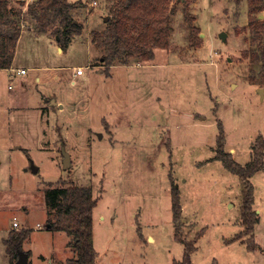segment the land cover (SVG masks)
<instances>
[{
	"label": "rangeland",
	"instance_id": "374dc122",
	"mask_svg": "<svg viewBox=\"0 0 264 264\" xmlns=\"http://www.w3.org/2000/svg\"><path fill=\"white\" fill-rule=\"evenodd\" d=\"M69 1H81L72 16L84 29L66 50L54 34L58 25L38 36L29 3H9L23 34L14 69L0 70V264H11L4 240L16 218L18 229L32 230L23 243L30 264L75 256L70 238L47 228L46 192L69 186L91 188L98 200L96 264L182 261L171 176L181 190V236H199L192 264H264V169L251 180L260 224L258 248L250 251L248 236L234 240L244 230L243 185L214 160L219 123L226 152L243 165L264 136V84L252 80L242 55L249 47V0H171L170 48L156 50L148 63L115 66L110 77L103 52L92 46L93 33L106 27L110 0ZM186 8L203 39L199 48ZM53 100L65 108L51 107ZM40 103L48 107L43 114ZM63 148L72 161L65 170Z\"/></svg>",
	"mask_w": 264,
	"mask_h": 264
},
{
	"label": "trees",
	"instance_id": "16d2710c",
	"mask_svg": "<svg viewBox=\"0 0 264 264\" xmlns=\"http://www.w3.org/2000/svg\"><path fill=\"white\" fill-rule=\"evenodd\" d=\"M240 2V0H238ZM10 0H0V70L10 69L15 60V53L22 35L19 13L9 6ZM22 2V6H23ZM81 3L69 0H35L27 6V15L34 20L35 33L44 36L54 25L58 44L63 50L69 48L73 37L81 34L84 26L72 16V11ZM249 47L243 50V58L247 59L253 74L252 80L264 84V0H249ZM109 15L103 18L106 27L93 33L92 46L103 52L100 61L104 72L109 76L110 69L116 65L128 66L132 60L148 63L156 58L155 51L170 48L172 31L171 0H110ZM185 17L190 21L192 44L199 48L203 39L199 36V28L194 26L189 9H185ZM264 17V16H263ZM256 66L261 70L256 74ZM220 132L217 139L216 157L223 166L237 176L243 185V201L241 223L244 230L234 240L248 238L247 247L255 251L258 244L255 231L260 218L255 209V188L252 178L264 169V136L259 135L251 147L252 160L242 165L226 152L224 129L219 123ZM171 199L173 221L176 224L175 238L185 246L183 260L173 264H192V255L197 250V239L185 241L181 236L180 220L183 215L181 190L171 176ZM46 211L49 219L47 228L63 232L70 238L69 244L75 256L61 264H96L98 253L94 244V211L98 200L88 187L69 186L51 188L46 192ZM32 230L14 229L4 240L6 252L11 264H18L19 251H24L23 243L29 239ZM201 237V236H200ZM28 259L31 255L26 252ZM30 264V263H29Z\"/></svg>",
	"mask_w": 264,
	"mask_h": 264
},
{
	"label": "crops",
	"instance_id": "0c3cea01",
	"mask_svg": "<svg viewBox=\"0 0 264 264\" xmlns=\"http://www.w3.org/2000/svg\"><path fill=\"white\" fill-rule=\"evenodd\" d=\"M22 34H23V32H22ZM21 38H22V35H21L20 39H21ZM20 39H19V40H20ZM20 42H21V40H20L19 43H18L17 50H18V47H19V45H20ZM73 44H74V42H73L69 47H72ZM68 49H69V48H68ZM17 50H16V51H17ZM60 50H61V48H59V52H60ZM16 55H17V52L15 53V59L17 58ZM13 64H15V60H14ZM13 66H14V65H12V67H11L10 69H6V70L3 69V70H1V72H8V71H11V69H12V70L14 69ZM116 66H125V65H116ZM128 66H129V65H128ZM114 67H115V66H114ZM114 67H112V68L110 69V71H109V72H110L109 77L112 75V70H113ZM79 68H80V67H79ZM79 68H78V69H79ZM22 70H24V69H22ZM99 72H101V74H103L102 71L99 70ZM109 77H108V78H109ZM10 89H11V85L8 86V90H10ZM41 103H42V102H41ZM41 103H40V105L38 106V108L40 109L41 113L43 114V111H46L48 107L45 106V105H42V106H41ZM49 103H50V106L52 107L50 101H49ZM58 105H59V108H60V109L65 108V107H64V104H62V103H57L56 106L58 107ZM49 109H51V108H49ZM49 112H50V111H49ZM49 112H48V113H49ZM232 151H234V150H232ZM234 157H235V156H234ZM0 165H2V162H0ZM242 165H243V164H242ZM258 212H259V211H258ZM259 224H260V223H259ZM259 224H258V225H259ZM258 225H257V226H258ZM38 227H39V226H38ZM256 228H257V227H256ZM12 231H13V230H12ZM10 233H11V230L8 232V236H9ZM64 234H65V233H64ZM65 235H66V234H65ZM6 238H8V237H6ZM6 238H5V239H6ZM67 238H69V237L67 236ZM25 242H28V239H27ZM64 244H66V243H64ZM30 253H31V252H30ZM60 253H61V254H60ZM6 254H7V252H6ZM59 254H60L61 256H62V254H63L64 256L67 255V253H64V250H61V251L59 252ZM7 256H8V255H7ZM71 257H72V256H71ZM71 257L67 256V257L65 258V260H63V262H64V261L67 262V259H68V258H71ZM8 258H9V257H8ZM42 259L44 260V262H47V263H49V264H50V262H52V261L55 262V260H54V256H50V257H48V258H45V257L42 256ZM9 261H10V260H9ZM65 262H64V263H65ZM29 263H30V262H29ZM55 263H56V262H55ZM56 264H57V263H56Z\"/></svg>",
	"mask_w": 264,
	"mask_h": 264
},
{
	"label": "water",
	"instance_id": "95a60500",
	"mask_svg": "<svg viewBox=\"0 0 264 264\" xmlns=\"http://www.w3.org/2000/svg\"><path fill=\"white\" fill-rule=\"evenodd\" d=\"M261 19H263V16H260ZM222 35L225 37L226 35L224 33H222ZM51 105L52 106H56L57 102L55 100L51 101ZM62 154H63V159H64V170L65 169H69L72 167V161L70 159V155L67 151H65V148L62 149ZM32 170L34 172H38V167H36L35 165H33ZM50 224L48 225L49 228ZM18 264H29L28 262V256L26 254L25 251H19V257L17 260ZM50 264H55L54 262H50Z\"/></svg>",
	"mask_w": 264,
	"mask_h": 264
},
{
	"label": "built area",
	"instance_id": "2783aa9c",
	"mask_svg": "<svg viewBox=\"0 0 264 264\" xmlns=\"http://www.w3.org/2000/svg\"><path fill=\"white\" fill-rule=\"evenodd\" d=\"M22 1H25V2H27V3H32V2H34L35 0H22ZM96 5H98L97 4V2L95 1V2H93L92 3V6L93 7H95ZM24 73H25V70H20V71H18V74H22V75H24ZM76 73H77V75H82L83 74V69L82 68H79L77 71H76ZM39 226V225H38ZM18 227H19V221L17 220V218L15 219V221H14V223H13V228H15V229H18Z\"/></svg>",
	"mask_w": 264,
	"mask_h": 264
}]
</instances>
